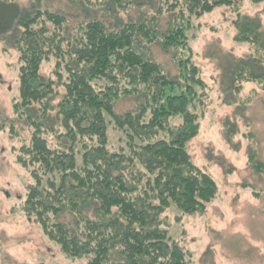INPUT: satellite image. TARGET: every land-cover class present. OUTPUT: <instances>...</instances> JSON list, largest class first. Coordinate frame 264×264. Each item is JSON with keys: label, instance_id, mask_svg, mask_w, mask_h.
Here are the masks:
<instances>
[{"label": "trees", "instance_id": "16d2710c", "mask_svg": "<svg viewBox=\"0 0 264 264\" xmlns=\"http://www.w3.org/2000/svg\"><path fill=\"white\" fill-rule=\"evenodd\" d=\"M53 1L0 0L17 6L0 42L16 53L13 109L28 134L1 119L0 132H11L14 162L30 176L23 210L84 264H195L163 222L172 206L199 214L219 193L188 149L212 94L192 58L197 21L235 7V41L264 63L262 21L240 11L245 0H66V8ZM155 43L179 79L152 57ZM231 77L235 100L246 84L264 89L247 63ZM178 85L181 92L168 93ZM130 96L138 106L117 113L116 102Z\"/></svg>", "mask_w": 264, "mask_h": 264}, {"label": "rangeland", "instance_id": "374dc122", "mask_svg": "<svg viewBox=\"0 0 264 264\" xmlns=\"http://www.w3.org/2000/svg\"><path fill=\"white\" fill-rule=\"evenodd\" d=\"M20 2L28 4L29 0ZM52 3L58 8L68 5L66 0ZM16 11L14 4H0L1 32ZM240 11L262 21L264 42V1L245 0ZM120 15L127 17L126 13ZM236 18L237 9L223 5L197 21L202 28L192 40V58L201 66L212 94L200 132L189 141L188 149L195 163L216 179L219 193L199 214H184L172 206L163 223L171 236L190 250L195 264H264V89L250 83L236 100L230 95L231 75L241 64L247 63L251 72L264 78V63L255 60L248 44L235 41ZM5 47L0 42V119L26 136L28 127L15 117L13 109L19 81L17 65L12 64L16 53L4 51ZM151 52L172 79H179L170 54L158 43L151 46ZM50 69L46 64L42 71ZM181 90L178 85L168 93ZM249 95L251 101L242 102ZM137 106V98L130 96L117 101L115 111L123 113ZM178 120L172 118L173 123ZM109 135L118 147V132L111 128ZM13 143L10 131L0 132V264H84L85 258L68 256L50 241L35 217L23 210L30 176L14 162Z\"/></svg>", "mask_w": 264, "mask_h": 264}]
</instances>
